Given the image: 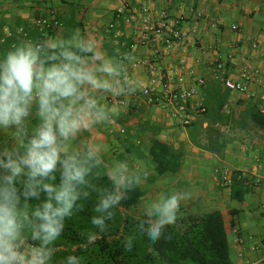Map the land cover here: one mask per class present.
Returning <instances> with one entry per match:
<instances>
[{
    "label": "crops",
    "instance_id": "0c3cea01",
    "mask_svg": "<svg viewBox=\"0 0 264 264\" xmlns=\"http://www.w3.org/2000/svg\"><path fill=\"white\" fill-rule=\"evenodd\" d=\"M119 9L124 13L118 20ZM163 14L169 22L177 21L190 42L175 43L170 49L163 43L131 49L138 23L144 18L159 22ZM52 17L59 24L41 35L36 20ZM112 24L118 25V41L113 39ZM5 29L13 36H8ZM20 30L27 37L17 34ZM77 32L99 41L108 56L116 50L134 55L137 59L129 64V73L144 88L153 85L152 77L145 66L134 67L144 61L157 62L173 76L175 88H189L200 78L206 80L189 103L191 113L205 110L194 116L191 128L181 124L172 107L149 106L143 98L137 99L138 91L124 97L131 107L120 108L113 124L97 125L93 132L109 145L104 154L109 164L117 162L120 155L133 169L137 160L142 162L148 175L140 184L145 196L135 208L141 210L138 215H143L144 207L161 192L172 195L191 191L192 199L182 202L178 216L222 212L228 237H234L229 241L233 264H264V127L257 126L250 116L253 105L261 111L264 103V0H0V58L21 40L67 38ZM218 63L226 67V76L235 78L252 65L259 70L261 82L253 83L247 95L231 92L213 75ZM156 85L161 91L159 78ZM108 97L99 99L112 106ZM91 135L85 132L81 139ZM153 137L184 149L178 173L155 174L148 156ZM209 142L224 144L223 155L196 144ZM128 149H133V156L128 155ZM225 170L240 172L249 180L251 192L243 202L232 200L230 188L224 185ZM61 261L54 256V264Z\"/></svg>",
    "mask_w": 264,
    "mask_h": 264
},
{
    "label": "clouds",
    "instance_id": "9594fccd",
    "mask_svg": "<svg viewBox=\"0 0 264 264\" xmlns=\"http://www.w3.org/2000/svg\"><path fill=\"white\" fill-rule=\"evenodd\" d=\"M136 59L119 50L108 56L99 41L78 32L21 40L0 58V264H54L66 218L92 193L97 231L86 239L94 244L114 218L113 209L147 177L139 160L134 169L128 161L107 163L109 145L93 132L120 114L118 105L99 97L144 91L129 73ZM85 132L92 135L81 139ZM104 176L110 187L96 182ZM192 196L159 193L144 207L138 232L153 244L171 240L168 230ZM133 239L125 240L126 251ZM61 264H80V257L69 255Z\"/></svg>",
    "mask_w": 264,
    "mask_h": 264
},
{
    "label": "trees",
    "instance_id": "16d2710c",
    "mask_svg": "<svg viewBox=\"0 0 264 264\" xmlns=\"http://www.w3.org/2000/svg\"><path fill=\"white\" fill-rule=\"evenodd\" d=\"M250 116L257 126L264 127V114L257 105L252 106ZM126 136L129 138V135ZM196 144L219 156L223 155L225 148L224 144L220 146L214 142ZM127 152L130 157L134 155L133 149ZM148 156L155 174L163 176L176 174L182 169L185 151L153 137ZM117 161H127V158L120 155ZM96 182L111 186L106 176ZM230 190L232 200L243 202L251 192L250 182L240 172H234ZM144 196L145 192L139 185L122 207L114 208V218L107 223L106 230L94 244H87L86 237L89 232L97 231L91 222L92 217L97 215L96 194L82 198L73 214L66 218L65 230L55 242L56 257L63 260L75 255L80 257V264H233L222 212L215 211L197 217L179 216L178 224L168 230L172 233V239L153 244L145 233L138 232L143 215L133 213ZM129 237H134L133 246L131 251H126L124 242Z\"/></svg>",
    "mask_w": 264,
    "mask_h": 264
},
{
    "label": "built area",
    "instance_id": "2783aa9c",
    "mask_svg": "<svg viewBox=\"0 0 264 264\" xmlns=\"http://www.w3.org/2000/svg\"><path fill=\"white\" fill-rule=\"evenodd\" d=\"M123 13L124 9L118 10V20L122 17ZM143 13L145 14L146 10H143ZM58 24L56 17L36 20V27L41 35L50 32ZM117 27V24H112L110 26L115 41H118L120 37L117 32ZM5 33L8 36H13V33H11L9 29H5ZM17 34L27 37L26 33L22 30ZM190 39L191 38L188 35L180 31L177 26V21L169 22L168 17L163 14L159 22L153 23L149 19L144 18L141 20L140 24L138 23V27L135 31V43L130 48L135 49L137 45L142 47H158V45L163 43L167 49H170L175 43L184 45L189 43ZM138 65L146 67V70L152 77L153 85L144 88V91H140L136 96L137 99H139V97L143 98L145 103L149 106L163 105L172 107L174 110V116L180 120L184 127L193 123L195 115L205 111L204 108H200L196 110L195 113L189 112L190 100L198 94L200 87L206 85L205 79H198L196 84L189 88H175V79L173 76L167 74L164 69L158 66L157 62H139L135 64L134 67H137ZM226 72L227 69L222 63H218L213 69L215 79L231 92L247 95L250 93V87L253 83L261 82L259 70L252 65L242 69L236 78L226 76ZM158 78L161 81V91L158 90V86L156 85ZM178 81L179 83L183 82L182 79H179ZM108 103L110 105H118L121 109H128L132 104L124 97L114 98L111 96L108 97ZM261 112L264 114V103ZM122 133H124V131H122ZM232 174L233 173H230L228 170H225L223 173L224 185L229 188L232 185Z\"/></svg>",
    "mask_w": 264,
    "mask_h": 264
},
{
    "label": "rangeland",
    "instance_id": "374dc122",
    "mask_svg": "<svg viewBox=\"0 0 264 264\" xmlns=\"http://www.w3.org/2000/svg\"><path fill=\"white\" fill-rule=\"evenodd\" d=\"M133 213H135V214L138 215V214L141 213V210H139V209H135V210H133ZM228 238H229L230 243H231L232 240L234 239L233 235H230ZM231 258L234 260V252H233L232 249H231Z\"/></svg>",
    "mask_w": 264,
    "mask_h": 264
}]
</instances>
